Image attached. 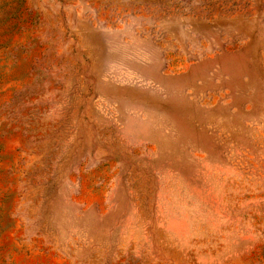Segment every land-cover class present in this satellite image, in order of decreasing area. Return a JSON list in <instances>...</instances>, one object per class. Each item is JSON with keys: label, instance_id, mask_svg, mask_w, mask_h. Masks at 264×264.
Returning <instances> with one entry per match:
<instances>
[{"label": "rangeland", "instance_id": "obj_1", "mask_svg": "<svg viewBox=\"0 0 264 264\" xmlns=\"http://www.w3.org/2000/svg\"><path fill=\"white\" fill-rule=\"evenodd\" d=\"M0 264H264V0H0Z\"/></svg>", "mask_w": 264, "mask_h": 264}]
</instances>
